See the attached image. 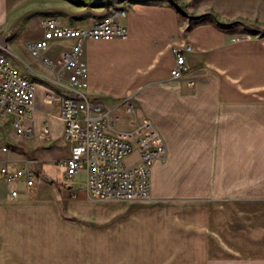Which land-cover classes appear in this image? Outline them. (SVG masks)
I'll use <instances>...</instances> for the list:
<instances>
[{
    "label": "crops",
    "instance_id": "crops-1",
    "mask_svg": "<svg viewBox=\"0 0 264 264\" xmlns=\"http://www.w3.org/2000/svg\"><path fill=\"white\" fill-rule=\"evenodd\" d=\"M239 3L233 0V10H243ZM178 7L174 0H0V49L34 87L25 120L33 132L0 126V168L35 172L32 185L0 175V264H264V202L204 195V187L236 186L204 179L213 157L251 155L241 145L256 137L258 110L264 118V35ZM118 9L126 10L118 17L126 35L86 39L82 59L89 95L108 106L128 98L164 141V158L149 168L146 199L92 197L75 179L82 170L66 182L56 161L69 157L71 146L57 103L47 99L65 73L25 48L49 17L85 27ZM72 42L53 40L41 55L55 62ZM176 48L187 68L179 79L170 74Z\"/></svg>",
    "mask_w": 264,
    "mask_h": 264
},
{
    "label": "built area",
    "instance_id": "built-area-1",
    "mask_svg": "<svg viewBox=\"0 0 264 264\" xmlns=\"http://www.w3.org/2000/svg\"><path fill=\"white\" fill-rule=\"evenodd\" d=\"M125 14V9H118L94 19L85 27L62 25L56 17H49L43 21L42 36L25 44L26 50L41 57L45 65L57 66L65 73V83L56 94L47 96L49 101L57 103L63 137L71 146L69 157L57 160L56 164L63 169L67 183L75 172L82 170L87 193L98 199H146L149 196V168L154 161L164 158L166 152L154 123L139 115L128 98L108 106L91 97L87 91L83 42L90 38L108 40L124 37L127 30L118 17ZM64 38L73 42L60 53L57 61L41 55L51 41ZM174 52L171 77L183 78L187 69L185 57L180 49L176 48ZM33 96V84L4 57L0 49V115L10 119L17 134L33 132L32 125L25 121L26 115L32 112ZM43 132H48L47 127ZM0 149L6 150V146L0 144ZM132 153H136L137 158L126 164L123 158ZM0 175L6 181L23 178L27 185L35 182V172L29 166L13 171L1 167ZM16 193V190L10 191L11 196Z\"/></svg>",
    "mask_w": 264,
    "mask_h": 264
},
{
    "label": "rangeland",
    "instance_id": "rangeland-1",
    "mask_svg": "<svg viewBox=\"0 0 264 264\" xmlns=\"http://www.w3.org/2000/svg\"><path fill=\"white\" fill-rule=\"evenodd\" d=\"M130 0H112L113 6ZM180 7L198 20L213 21L221 27H235L241 31H249L254 34L264 35V0H241L239 5L242 11L233 10V0H174ZM228 6V7H227ZM245 36V35H242ZM241 36V37H242ZM247 36V35H246ZM247 38V37H246ZM244 39V38H243ZM49 46V45H48ZM58 49V46L55 48ZM24 59L27 55L20 48H13ZM257 132L254 140L244 141L242 148H248L251 155L239 156H215L218 161L213 165V172H204V179L218 177L219 183H232L234 187H204V195H241L256 197L263 207L264 202V133H263V109L258 110ZM0 126L10 129L11 125L7 117H0ZM232 144L230 143V146ZM223 151L231 152L232 148H224ZM136 158V154H130L123 158L128 164ZM160 160V159H159ZM232 164V165H230ZM217 165L226 167L216 171ZM232 168V169H230ZM84 174L79 171L75 175L77 181L82 182ZM82 180V181H81ZM215 183V181L209 182Z\"/></svg>",
    "mask_w": 264,
    "mask_h": 264
},
{
    "label": "trees",
    "instance_id": "trees-1",
    "mask_svg": "<svg viewBox=\"0 0 264 264\" xmlns=\"http://www.w3.org/2000/svg\"><path fill=\"white\" fill-rule=\"evenodd\" d=\"M178 10L181 11V12H184L183 9L180 6L178 7Z\"/></svg>",
    "mask_w": 264,
    "mask_h": 264
}]
</instances>
